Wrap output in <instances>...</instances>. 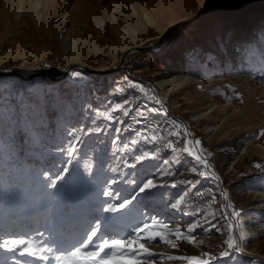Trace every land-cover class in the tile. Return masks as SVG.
Instances as JSON below:
<instances>
[{
	"label": "rangeland",
	"instance_id": "1",
	"mask_svg": "<svg viewBox=\"0 0 264 264\" xmlns=\"http://www.w3.org/2000/svg\"><path fill=\"white\" fill-rule=\"evenodd\" d=\"M7 1L4 72L49 65L60 77L68 50L82 52L84 66L113 69L125 45L147 46L167 23L184 22L111 74L74 70L57 83L0 78V242L54 249L30 256L20 255L23 246L0 248V264H59L54 255L97 224L99 241L154 220L193 242L142 241L157 254L141 257L145 264H189L169 256L264 264V0H24L37 4L36 16L23 12L18 25L13 15L21 14ZM73 134L80 140L70 154ZM148 179L157 187L125 209L104 210ZM230 238L237 247H228Z\"/></svg>",
	"mask_w": 264,
	"mask_h": 264
},
{
	"label": "snow or ice",
	"instance_id": "2",
	"mask_svg": "<svg viewBox=\"0 0 264 264\" xmlns=\"http://www.w3.org/2000/svg\"><path fill=\"white\" fill-rule=\"evenodd\" d=\"M74 75H79L78 73H74ZM122 106L117 105V108ZM127 114V113H125ZM96 131H100V129H96ZM74 135V141L69 146V153L74 150L76 142L80 140V136ZM261 136H264V131H261ZM155 139V137H153ZM135 144L136 141H133ZM193 142L189 141L187 144H191ZM196 145L200 144V141L194 142ZM171 146V145H169ZM184 151L188 152L189 155H195L193 150L189 147H185ZM145 157H137V159H144ZM195 158L200 161L207 168L209 165L205 160L202 159L201 156L196 155ZM256 167H260V165H256ZM63 171L66 173L68 169L65 168ZM196 171V169H193ZM169 175L170 173H165ZM204 175V173H201ZM59 179H64L63 176H60ZM115 183V181H113ZM134 183V182H133ZM51 186L53 188L56 187L55 183H52ZM157 187V185L153 182V180L148 179L142 186L139 187V192L136 195L132 196L131 199H126L124 202L120 203L118 207L109 205L107 209H104L107 212H116L120 209H125L129 204L132 203V200L136 199L140 193H145L150 191L151 189ZM106 196H111V192H104ZM177 200L176 203L172 204L173 208H179L181 206V201ZM227 199V197H225ZM234 215H238V213H234ZM199 225H193L189 227L187 230L189 233L194 231V228ZM101 229L99 224L96 225L95 228L90 229L89 233L84 237L82 241L74 245L68 251L63 252L60 255H54V259L59 262V264H145L144 259L141 257H154L157 254L151 252L148 248L145 247L144 242H163L165 244L170 245L171 247H177L176 243L169 239V236H175L177 240L184 239L188 242L192 243L193 238L189 236L183 235L180 229L169 230V226L159 221H152L151 223H143L141 227H135L133 229V233L127 235L123 238H104L101 236L99 241H97L98 234ZM144 241V242H142ZM228 243L229 248L237 247L235 242L230 238ZM23 246V247H22ZM20 255H30L36 256L37 251L54 253V249L51 247L48 248H40L36 249L33 245L28 242L19 239V240H3L0 242V248H6L9 251L16 252L18 249H21ZM205 256H208V253H204ZM223 255H228L227 252L223 253ZM170 260H187L189 264H209V260H201L197 257H176L169 256L167 257ZM39 259L48 260L49 257L47 255H40ZM211 259V258H210Z\"/></svg>",
	"mask_w": 264,
	"mask_h": 264
},
{
	"label": "bare ground",
	"instance_id": "3",
	"mask_svg": "<svg viewBox=\"0 0 264 264\" xmlns=\"http://www.w3.org/2000/svg\"><path fill=\"white\" fill-rule=\"evenodd\" d=\"M11 1V3H15V5H16V9H18L17 11H19L20 12V14H21V18H20V15L18 16V15H13V20H14V24L15 25H18V24H24L25 23V18H24V15H23V12L25 13V14H29L30 16H31V18L33 19V20H35V14H34V12L37 10V4L36 3H30V2H28V1H24V0H17V1H15V0H10ZM1 2V5H0V22L2 21V19L4 20V22L6 23V24H9V18H8V1L7 0H1L0 1ZM257 13V11L255 10L253 13ZM253 17H255V14H254V16ZM18 19H19V22H18ZM58 21H59V24L60 25H62V24H64L65 23V16H62V17H60L59 19H58ZM171 21V20H170ZM184 21V20H183ZM12 22V21H11ZM179 22H182V20H178V21H174L173 22V20H172V23H170V24H168L167 22V25L166 26H163V27H161V29H160V33H159V35L157 36V38L161 35V34H163L166 30H168L169 28H171L172 26H174L175 24H178ZM160 24V23H159ZM158 24V25H159ZM11 25V24H10ZM8 26V25H7ZM161 26V25H160ZM156 38V39H157ZM87 42V40H84V42L83 43H86ZM135 47H138V46H133V45H125L124 47H123V50H122V52L124 53V52H126L128 49H131V48H135ZM68 50V49H67ZM68 52H70V56H69V58H68V64L69 65H71V63H80V64H84V60H85V56L84 55H82V52H79V51H76V50H68ZM30 57V56H29ZM30 59V58H29ZM106 70H110V69H108V68H104V69H102V70H100V71H106ZM174 82H172V81H169V80H162L161 81V84L163 85V86H166V87H170L171 89H173V87L175 86V84H173ZM260 148V147H259ZM223 152H225V149L223 150ZM261 201V200H260Z\"/></svg>",
	"mask_w": 264,
	"mask_h": 264
},
{
	"label": "water",
	"instance_id": "4",
	"mask_svg": "<svg viewBox=\"0 0 264 264\" xmlns=\"http://www.w3.org/2000/svg\"><path fill=\"white\" fill-rule=\"evenodd\" d=\"M193 20V19H192ZM189 20V21H192ZM179 22L178 24H175L174 26H172L171 28H169L168 30H166L163 34H161L154 42L150 43L147 46H138L135 48H131L128 49L126 52L123 53V55L121 56L120 62L118 64L117 67L110 69V70H106V71H100V70H96V69H92L89 68L87 66L81 65V64H71L67 67V69L60 75V77H55L53 75H47V74H42V73H33V74H22L19 72H4V71H0V78H15V79H21L23 81H34V80H47L49 82H60L65 80L69 74L74 71V70H81L87 74L90 75H105V74H111L114 73L116 71L119 70V68L123 67L124 63H125V57L131 53H135V52H140L143 51L145 49H153L156 45H158L159 43H161L165 37L167 36V34L173 30V28L181 23Z\"/></svg>",
	"mask_w": 264,
	"mask_h": 264
},
{
	"label": "built area",
	"instance_id": "5",
	"mask_svg": "<svg viewBox=\"0 0 264 264\" xmlns=\"http://www.w3.org/2000/svg\"><path fill=\"white\" fill-rule=\"evenodd\" d=\"M51 67L52 66H49V65H47V66H44V65H42V66L34 65L33 66V65H31V66H29L28 69L30 71H32V70L39 71V73H43V74H52V75H55V74L59 73L58 71H53V69Z\"/></svg>",
	"mask_w": 264,
	"mask_h": 264
}]
</instances>
